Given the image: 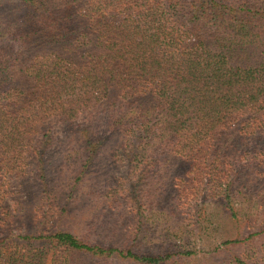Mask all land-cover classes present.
<instances>
[{"label":"trees","instance_id":"1","mask_svg":"<svg viewBox=\"0 0 264 264\" xmlns=\"http://www.w3.org/2000/svg\"><path fill=\"white\" fill-rule=\"evenodd\" d=\"M54 1L22 0L38 23L29 27L35 37L0 54V185L6 189L20 173L26 154L41 155L32 145L46 122L109 113L120 137L115 150L129 149L132 163L156 151L181 160L177 197L211 193L234 220L231 186L246 171H231L229 159L264 164V0ZM159 160L147 159L143 174ZM0 226V264L49 257L51 264H180L195 254H136L133 233L128 246L116 248L63 231L9 235L1 232L9 223ZM262 233L225 239L219 248ZM251 260L233 256L224 264H264V253Z\"/></svg>","mask_w":264,"mask_h":264},{"label":"rangeland","instance_id":"2","mask_svg":"<svg viewBox=\"0 0 264 264\" xmlns=\"http://www.w3.org/2000/svg\"><path fill=\"white\" fill-rule=\"evenodd\" d=\"M55 4L46 0L50 7ZM25 5L22 0H0V54L17 50L27 35L34 39L29 27L38 23L32 22L35 17ZM108 114L84 112L71 122L45 123L32 145L41 155L26 154L20 173L9 179L6 189L0 185V223H9L1 232L63 231L86 243L116 248L128 246V234L133 233L136 254L193 249L195 254L180 264H224L233 256H251L252 263L264 253V233L219 248L220 241L256 234L264 227V164L250 167L239 157L229 159L231 171L241 166L246 171H238L242 183L231 186L233 220L211 193L177 197L173 178L183 168L181 160L156 151L132 163L129 149L115 150L120 137L109 127ZM154 155L162 161L143 174L145 161ZM12 247L9 243L7 251ZM45 264H51L50 257ZM78 264L134 263L112 258L94 263L87 258Z\"/></svg>","mask_w":264,"mask_h":264}]
</instances>
